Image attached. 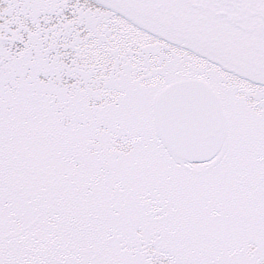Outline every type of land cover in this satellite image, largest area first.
<instances>
[{
    "label": "snow or ice",
    "instance_id": "obj_1",
    "mask_svg": "<svg viewBox=\"0 0 264 264\" xmlns=\"http://www.w3.org/2000/svg\"><path fill=\"white\" fill-rule=\"evenodd\" d=\"M0 264H264V0H0Z\"/></svg>",
    "mask_w": 264,
    "mask_h": 264
}]
</instances>
